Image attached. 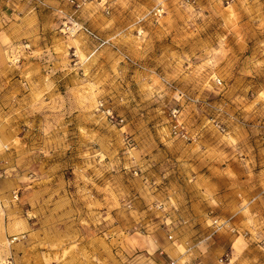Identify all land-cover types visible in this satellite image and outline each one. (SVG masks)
<instances>
[{"label":"rangeland","instance_id":"1","mask_svg":"<svg viewBox=\"0 0 264 264\" xmlns=\"http://www.w3.org/2000/svg\"><path fill=\"white\" fill-rule=\"evenodd\" d=\"M225 258L264 264V0H0V264Z\"/></svg>","mask_w":264,"mask_h":264},{"label":"built area","instance_id":"2","mask_svg":"<svg viewBox=\"0 0 264 264\" xmlns=\"http://www.w3.org/2000/svg\"><path fill=\"white\" fill-rule=\"evenodd\" d=\"M11 1L12 0H9V2H11ZM87 1L88 0H68V2L70 4H72L76 9L81 8V6L83 4H85ZM73 30L75 32L84 33L85 35L89 36L92 40H94L95 42H98V43H100L102 45L110 44L109 40L103 39L96 32H94V31L90 30L89 28H86V27H84L82 25H79L78 23L74 24ZM174 130H175V134H177L180 131L178 126H175ZM222 262H226V263L228 262V264H233L232 260H229L228 258L222 259Z\"/></svg>","mask_w":264,"mask_h":264}]
</instances>
